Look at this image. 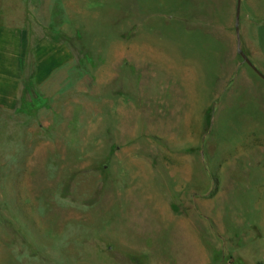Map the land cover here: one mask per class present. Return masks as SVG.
<instances>
[{
  "label": "rangeland",
  "instance_id": "374dc122",
  "mask_svg": "<svg viewBox=\"0 0 264 264\" xmlns=\"http://www.w3.org/2000/svg\"><path fill=\"white\" fill-rule=\"evenodd\" d=\"M236 5L0 0V27L66 59L0 110V264H264V80Z\"/></svg>",
  "mask_w": 264,
  "mask_h": 264
},
{
  "label": "crops",
  "instance_id": "0c3cea01",
  "mask_svg": "<svg viewBox=\"0 0 264 264\" xmlns=\"http://www.w3.org/2000/svg\"><path fill=\"white\" fill-rule=\"evenodd\" d=\"M257 4V0H240L243 11L240 37L245 49L251 47L247 58L264 76V7L257 9ZM43 42L31 44L27 25L0 27V110L16 109L23 93L25 75L33 85H40L66 62L61 58L64 51L51 49L48 41Z\"/></svg>",
  "mask_w": 264,
  "mask_h": 264
},
{
  "label": "water",
  "instance_id": "95a60500",
  "mask_svg": "<svg viewBox=\"0 0 264 264\" xmlns=\"http://www.w3.org/2000/svg\"><path fill=\"white\" fill-rule=\"evenodd\" d=\"M239 8H240V0H237V5H236V24L238 23V17H239ZM236 34L238 36V27H235ZM239 55L242 58V60L261 78L264 80V76L257 70L255 67L251 64L249 59L241 52L239 51Z\"/></svg>",
  "mask_w": 264,
  "mask_h": 264
}]
</instances>
